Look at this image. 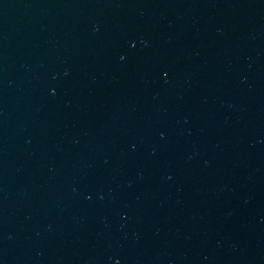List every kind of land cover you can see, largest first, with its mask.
Returning a JSON list of instances; mask_svg holds the SVG:
<instances>
[{"label": "water", "instance_id": "95a60500", "mask_svg": "<svg viewBox=\"0 0 264 264\" xmlns=\"http://www.w3.org/2000/svg\"><path fill=\"white\" fill-rule=\"evenodd\" d=\"M0 264H264V0H0Z\"/></svg>", "mask_w": 264, "mask_h": 264}]
</instances>
